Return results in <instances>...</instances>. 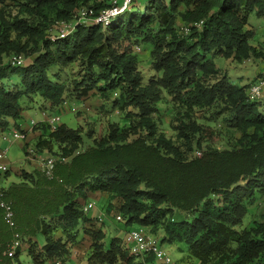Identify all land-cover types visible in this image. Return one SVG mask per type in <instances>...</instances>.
<instances>
[{"label":"trees","instance_id":"1","mask_svg":"<svg viewBox=\"0 0 264 264\" xmlns=\"http://www.w3.org/2000/svg\"><path fill=\"white\" fill-rule=\"evenodd\" d=\"M117 4L123 0H17L12 12L0 1L1 131L24 117L25 96L55 109L95 88L118 95L113 103L127 122L110 121L100 137L66 123L35 124L36 149L67 161L57 162L51 178L36 168L0 187L16 223L9 226L0 209V264H18L23 253L33 264L64 262L82 235L91 240L88 264L156 262L132 254L119 236L108 239L84 212L96 193L109 195L127 227L163 231L161 243L186 242L198 264H264V220L239 228L264 198V98L252 100L250 85L232 82L215 62L264 56L249 23L252 13L264 16V0H133L110 25L95 22ZM180 22L191 25L187 34ZM138 44L150 48L149 78ZM14 54L32 61L13 66ZM78 62L83 73L72 78L66 69ZM162 103L175 113V138L160 130ZM210 111L240 134L233 145H208L212 128L200 119ZM16 233L21 246L11 254Z\"/></svg>","mask_w":264,"mask_h":264},{"label":"rangeland","instance_id":"2","mask_svg":"<svg viewBox=\"0 0 264 264\" xmlns=\"http://www.w3.org/2000/svg\"><path fill=\"white\" fill-rule=\"evenodd\" d=\"M3 2L4 6H10L9 10L15 11V5L17 0H0ZM8 12V10L6 11ZM118 13V14H117ZM113 16L116 17L120 13L117 12ZM112 18V20H114ZM85 19H82L84 21ZM252 30L254 31V37L251 43L260 49L264 53V16H258L256 13H252L249 19ZM184 23L180 22V26ZM141 48L140 51L137 47ZM134 52L137 54L140 60V68L146 78L153 75L151 65L152 58L150 56V48L145 44H138L134 46ZM25 61L29 64L32 59L30 57H25ZM215 62L217 66L223 71H226L229 79L238 85H247L251 80L259 79L261 76L260 70L264 69V56L262 58L252 57L248 61L237 62L232 59H226L224 57H216ZM83 65L81 62L72 65V68L66 69L68 75L72 78H80L79 72L83 73ZM264 71V70H262ZM258 77V78H257ZM19 76L14 74L12 76V81H18ZM98 86H104V82L101 81L97 84ZM118 97L114 91H99L97 88L93 89L89 96L87 97H77L67 99L66 101L70 103L71 106L77 108L75 111H70V109L63 107V110L58 106L57 108H51L49 102L37 95L25 96L22 99V105L25 108L24 117L18 120V124L22 127L31 126L32 120H41L43 118V111H48V113H60L62 118V123H66L72 128H80L83 133L89 132L92 137H100L107 132L108 124L110 121H119L122 126L127 124L126 120L123 119L124 113L119 109V106L114 105V100ZM168 104L162 103L160 105V112L157 115L160 130L166 133L167 136L175 138L176 136V125L175 113L169 111ZM57 111V112H56ZM208 112L205 118L200 119V122H205L206 125L212 128L211 135L207 138V143L210 147L214 148H224L229 145H233L236 139L239 138L240 134L233 129L223 118L220 116L218 119L214 116L213 118ZM14 127L19 128L18 125L14 124ZM29 138V136H28ZM36 139V138H35ZM37 140V139H36ZM28 143L35 145V140H27ZM27 141H16V142H5L0 139V147L6 149L7 157L10 166V175L5 176L4 172L0 171V187L9 186L12 182H18V169L32 170V166L29 164L30 159L25 152L23 145ZM197 154H201L198 151ZM36 160V159H34ZM96 199L98 196L95 197ZM116 212L111 216L110 212L106 211V215H102L103 221L98 218V226L101 225L103 229L107 231V238L111 239L112 231L117 227L121 228L119 237H124V229L126 227L125 223L117 220L116 216L117 206H112ZM96 209L99 211V206H97L90 215H96ZM178 218L182 215L176 213ZM110 218H109V217ZM253 219L258 221L264 220V198L261 197L258 201L253 204L250 213L244 218L243 223L239 228L246 227L249 222ZM160 237H163V232H159ZM43 238V237H42ZM89 238L84 237L82 239L83 245H88ZM163 248L172 257L174 264H198V260L195 257H191L188 250V244L186 242H181L178 240H173L172 243L165 241L162 243ZM89 255H85L81 260L75 257H69L66 259L67 264H88ZM142 257V256H141ZM142 259V258H141ZM160 262H152L151 264H159ZM19 264H31V258L27 254H22L19 259Z\"/></svg>","mask_w":264,"mask_h":264},{"label":"built area","instance_id":"3","mask_svg":"<svg viewBox=\"0 0 264 264\" xmlns=\"http://www.w3.org/2000/svg\"><path fill=\"white\" fill-rule=\"evenodd\" d=\"M133 0H123L122 5H115L112 8H109L105 11H103L98 17L95 18V22H103L106 25H110V22L113 18L112 15L115 13L123 12L129 4ZM90 13H92V10H90ZM85 14V12H84ZM118 14V13H117ZM203 22L195 23L197 26H202ZM191 25L184 24L181 26V32L182 33H188L190 31ZM62 36H64V33L66 30L62 31ZM137 50L140 51L141 48L138 46ZM10 61L13 66H22L26 63L25 57L23 55H17L14 54L11 56ZM1 83V78H0ZM248 95L252 100H261L264 98V74L263 76L255 83L251 84L248 89ZM63 107L70 109V111H75L77 108L73 107L68 103L67 101H64L61 109L63 110ZM43 121L48 123L53 129H57L60 124L62 123V118L60 113H48V111H43ZM36 121L33 120V123ZM2 138L7 142H12L16 139H21L24 141L28 140V135L26 132L14 128L8 131H2L1 132ZM28 142V141H27ZM26 150L28 152L27 156L30 159H36L39 164V168L44 172V174L51 178L53 177V172L55 169V166L58 161L66 162L67 158L65 156L60 155H52L47 150H44L42 152H39L35 145L28 144L26 147ZM7 151L8 149H4L0 147V171L7 172L10 169L9 161L7 157ZM92 207V204H86L84 206V212L88 213ZM0 209L3 210L4 213V220L6 223L11 227H16V223L14 220V211L12 208V204L5 200L2 197V194L0 193ZM117 220L121 221L122 216L121 214H117L116 216ZM20 235L16 233V240L11 246L10 253H15V250L21 246V240L19 239ZM161 237L158 235L152 234L147 228L138 226L130 228L125 235V243L128 245L130 252L134 255L140 256V255H149L152 254L155 256L156 260L159 261L162 264H174L172 257L168 254V252L163 248L161 243ZM47 264H64L61 259H54Z\"/></svg>","mask_w":264,"mask_h":264},{"label":"crops","instance_id":"4","mask_svg":"<svg viewBox=\"0 0 264 264\" xmlns=\"http://www.w3.org/2000/svg\"><path fill=\"white\" fill-rule=\"evenodd\" d=\"M262 70H264V69H262ZM262 70H260V74L262 75V73L264 72V71H262ZM262 77V76H261ZM260 77V78H261ZM258 78V77H257ZM259 78V79H260ZM258 79V80H259ZM257 79H253V80H251V81H249L247 84H249V85H251V84H253V83H255V82H257L258 81ZM73 112V111H72ZM34 120V119H33ZM33 120H32V122H31V126H25V127H22V125H20V124H18L19 125V128L18 129H20V130H23L24 132H26L27 133V135L29 136V140H31V139H34L35 140V142L37 141L36 139L40 136V134H41V131L40 130H35L34 129V126H35V124L36 123H39V122H44L43 121V118L41 119V120H38V121H36V120H34V121H36L35 123H33ZM44 123H46V122H44ZM14 124H16L14 121H11V120H9V125H8V127H6L3 131L5 132V131H8V130H11V129H14V128H16V127H14ZM17 125V124H16ZM1 130H0V139H1V141H3V143H5V142H7V141H5L3 138H2V135H1ZM36 138V139H35ZM16 141H24V140H21V139H16V140H13L11 143H13V142H16ZM23 147H24V145H23ZM2 148V147H1ZM6 149H8V148H6ZM29 160V164L32 166V170H34V169H36V168H39V164H38V161L37 160H33V159H28ZM9 161V160H8ZM32 170H25V169H18V171H17V174H18V178H19V180H20V175L24 172V171H29V172H31ZM18 180V181H19ZM13 183V182H12ZM6 187H7V185H6ZM96 196H98V198L96 199L95 197ZM110 198H109V195L107 194V193H96V194H94V195H92L91 196V198H90V200H88L87 202H86V204H92V207H91V209H90V211L88 212V215L89 216H91V217H97V218H99L101 221H103V219H102V215H106V211H108V212H110V215L111 216H113L114 215V212H116L115 211V209L110 205ZM85 204V205H86ZM84 205V206H85ZM97 206H99V211H98V209H96V212H97V214L96 215H90L91 214V212L97 207ZM84 208V207H83ZM109 217V216H108ZM110 218V217H109ZM99 222H97V224H98ZM99 227V226H98ZM100 227H101V225H100ZM130 228H133V227H125V229H124V237H120V238H122L123 240L125 239V235H126V232L130 229ZM122 229L121 228H115L111 233V235L112 236H119V234H120V231H121ZM161 232H163V231H161ZM163 234H164V232H163ZM84 237H88L89 238V243H88V245H83L82 244V239L84 238ZM90 252H91V240H90V237L88 236V235H82L81 236V239H80V243L78 244V245H76L74 248H73V250H72V253H71V255L69 256V257H75L76 259H78V260H81L82 258H84V256L87 254V255H90ZM69 257H67V258H69ZM142 257H140V259H141ZM64 264H67V261L65 260L64 262H63ZM15 264H17V262L15 263ZM19 264V263H18ZM31 264H33L32 262H31Z\"/></svg>","mask_w":264,"mask_h":264}]
</instances>
